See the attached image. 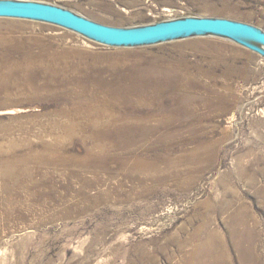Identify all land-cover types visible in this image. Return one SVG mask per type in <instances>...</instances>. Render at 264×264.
<instances>
[{
    "label": "rangeland",
    "instance_id": "374dc122",
    "mask_svg": "<svg viewBox=\"0 0 264 264\" xmlns=\"http://www.w3.org/2000/svg\"><path fill=\"white\" fill-rule=\"evenodd\" d=\"M45 1L114 25L200 14L264 28V0ZM41 61L63 74L54 88L17 91ZM0 75V264H188L208 217L242 264L237 213L264 261L263 56L214 36L111 47L0 17ZM84 108L123 126L69 135Z\"/></svg>",
    "mask_w": 264,
    "mask_h": 264
},
{
    "label": "water",
    "instance_id": "95a60500",
    "mask_svg": "<svg viewBox=\"0 0 264 264\" xmlns=\"http://www.w3.org/2000/svg\"><path fill=\"white\" fill-rule=\"evenodd\" d=\"M0 17L58 25L111 47H140L214 36L231 40L264 57V28L227 16L185 14L132 25H114L50 1L0 0Z\"/></svg>",
    "mask_w": 264,
    "mask_h": 264
},
{
    "label": "bare ground",
    "instance_id": "6f19581e",
    "mask_svg": "<svg viewBox=\"0 0 264 264\" xmlns=\"http://www.w3.org/2000/svg\"><path fill=\"white\" fill-rule=\"evenodd\" d=\"M48 64L49 63H47V62L41 61L37 65H33V69L34 68H38V69L41 68V70H43V72H44L43 75L38 71L39 76H37L38 74L34 70L31 73V76L26 77L25 85L20 83L21 88H17V91H21L24 89L25 92H27L29 94L33 93V94H36L37 97H41L45 94V92H44L45 88H48V87L54 88L53 85H54L55 79L60 80V78L63 76V74L59 69H56L55 67H51V69H49ZM33 76H36V77H33ZM0 77H2V75H0ZM51 79L54 81H52ZM174 80L175 79L173 78V80L170 81V83H169L170 85H168V86H173V87L178 86L179 87V84H178L179 81L176 80V82H174ZM157 82L160 84L161 82H163V80L161 78H158L156 80L155 84ZM13 83L16 84L17 82H13ZM114 83H115V81H114ZM103 84L106 85V87H108V86H110L109 84H111V83L103 82ZM135 85H137V87L141 86V85H145V82L142 80L137 81ZM131 88H133V87H131ZM147 90H148L147 86H141L142 92H145ZM83 95H81V96H83ZM131 95H133L132 97L135 96L134 93H131ZM147 95H149V94H147ZM84 96H86V95H84ZM106 97H107V95H106ZM87 100H91V99L87 98ZM87 100L85 102L84 101L82 102L84 104V106L89 105V103H91V102H87ZM82 112L83 113H79L78 111L75 112V114H73V116H75V118H73V120H69L67 124L63 123L64 128H66L69 135H70V132L73 131L74 125H76L77 123H79L81 121H84L85 124H89L90 126H95L96 128L101 127L102 125L106 127L108 125L107 123H111V122H113V123L119 122V124H121L123 126V123L120 121L121 119L119 120V118H117V117L109 118V117H105L103 115H98V114L95 116L93 114L94 112L92 113L90 108H84V109H82ZM65 114H66V116H68L69 119L72 117L71 112H67ZM75 119H77V120H75ZM79 119H82V120H79ZM72 121H74L75 123L73 122L74 123L73 124ZM54 125L55 126L56 125L61 126V123L55 122ZM9 165L10 164H8L4 167L6 175L15 173L16 167H14L13 169L12 168L10 169ZM13 166H15V165H13ZM237 219H238L240 226L235 228V230L233 231V236L235 237L234 246H236L238 251H239L238 255L240 257L241 263L242 264H264L262 256H260L257 253L256 248L251 245V242L249 241L247 245H243V243L240 240L239 230H240V234H243L245 232L248 234V236H250V234L252 232L251 228L248 227L249 223L247 222L248 221L247 217H245V214L237 213ZM201 233L205 234V239L203 241L197 243V245L194 246L193 252L191 253L192 255H190L188 264H233L232 259H231V254L229 252V249H228L226 241H225V237L223 235H221V233L219 231H217L216 229H212L211 220L209 217L207 220H204V222L202 224H200L199 226H197L194 229L192 236L196 237V236L200 235ZM186 242H188V240H186V239L181 241L180 245L182 246V248H184L186 246V244H185Z\"/></svg>",
    "mask_w": 264,
    "mask_h": 264
}]
</instances>
